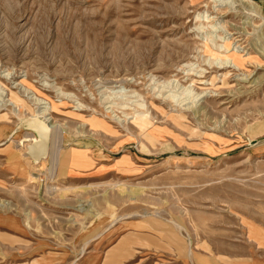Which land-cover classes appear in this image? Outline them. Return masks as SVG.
<instances>
[{"label": "rangeland", "instance_id": "obj_1", "mask_svg": "<svg viewBox=\"0 0 264 264\" xmlns=\"http://www.w3.org/2000/svg\"><path fill=\"white\" fill-rule=\"evenodd\" d=\"M250 1L0 0V203L76 264L133 234L164 252L129 247L122 264L264 261V0Z\"/></svg>", "mask_w": 264, "mask_h": 264}, {"label": "crops", "instance_id": "obj_2", "mask_svg": "<svg viewBox=\"0 0 264 264\" xmlns=\"http://www.w3.org/2000/svg\"><path fill=\"white\" fill-rule=\"evenodd\" d=\"M29 231V224L24 218L11 212L7 204L0 203V264H63L61 258L66 259V264H76L74 249L67 247L59 250L54 247L51 239H44ZM128 240L130 243L125 250L113 257L110 255L114 248L121 249ZM129 247H134L137 253L143 250L151 256H161L164 252L156 243L155 236L147 235L144 238L133 234L119 239L104 254L92 251L78 255L77 261L78 264H122V258ZM29 258L32 260L27 261ZM260 264H264V261Z\"/></svg>", "mask_w": 264, "mask_h": 264}, {"label": "bare ground", "instance_id": "obj_3", "mask_svg": "<svg viewBox=\"0 0 264 264\" xmlns=\"http://www.w3.org/2000/svg\"><path fill=\"white\" fill-rule=\"evenodd\" d=\"M248 1H250V0H240V2L242 3V4H246ZM250 3H252V7H257V4H255L254 2H252V1H250ZM229 59H230V62L232 63V65L235 67V68H244L245 66H246V64L247 63H249L250 61H251V58L250 57H248V58H245V57H242V56H240V55H238L237 53H232L230 56H229ZM258 64H257V66L258 67H262V65H261V63L260 62H257ZM17 85H19V88L18 89H20V91H23V93L24 94H33L34 93V96L32 97V99L37 103H35L34 101H33V104L35 103L36 105H41V103H43V102H48L47 101V99L46 98H44L43 97V95L41 94V93H37V92H35L34 91V89H32V88H30V87H28L24 82H21V84L19 83V84H17ZM20 93H22V92H20ZM22 95V94H21ZM3 96V95H2ZM27 97V96H26ZM28 99V98H27ZM31 99V98H30ZM3 101V100H2ZM3 103H5V102H3ZM7 103L8 104H10V106H15V107H17V106H19V107H21V106H24V104H22V102H20L19 101V98L17 97V98H14V97H12V95H10V92H9V99H8V101H7ZM7 103H6V105H7ZM46 104V103H45ZM5 105V104H4ZM48 105H50L51 106V109L53 108V111L55 110V105L53 104V103H50V102H48ZM18 108V107H17ZM49 108V107H48ZM48 108L47 109H45V110H48ZM50 109V108H49ZM44 116H45V112L43 111V113H42ZM42 115V116H43ZM88 123H92L93 124V126H95V124L93 123V121H88ZM46 124V123H45ZM101 124V123H100ZM35 127L38 129V131H39V133H41V135H45V133H46V131H47V128L45 127V125H43L42 123L40 124H35ZM115 253V252H114ZM114 253L112 254L113 256H114ZM111 255V256H112ZM112 256V257H113Z\"/></svg>", "mask_w": 264, "mask_h": 264}]
</instances>
